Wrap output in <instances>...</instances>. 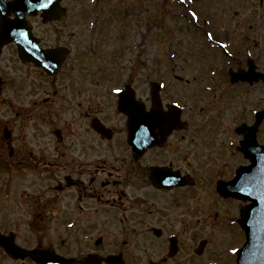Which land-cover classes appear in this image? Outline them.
<instances>
[{
    "label": "flooded vegetation",
    "instance_id": "obj_1",
    "mask_svg": "<svg viewBox=\"0 0 264 264\" xmlns=\"http://www.w3.org/2000/svg\"><path fill=\"white\" fill-rule=\"evenodd\" d=\"M16 1L0 0V12L7 14L0 24L17 18ZM181 2L182 18L189 24H180L179 29L197 35L191 43L184 42V49L199 56L204 64L200 69L174 73L193 77V102L202 100L199 110L204 116L189 118L187 114L197 110L185 111L188 125L184 129L176 127L164 137L158 134L157 142L137 158L128 141V117L119 110L115 86L99 80L98 85H87L88 72L111 75L98 69V56L96 68H87L86 54L79 50L76 38L82 24H71L70 0H62L67 7L62 23L44 22L41 11L28 17L31 41L42 50L61 48L65 54L55 73H48L35 62L22 61L15 42L0 47V76L4 81L0 95V264H39L30 255L9 251L8 246L14 244L29 250H56L69 257L72 218L92 222L88 230L94 226L92 250L97 260L107 255L103 253L107 242L103 235L108 232L105 225L111 224H100L98 219L115 218L119 223L114 222L112 228H121L128 237L126 264L199 262L195 255L199 225L193 220L200 212H182L184 193L196 194L208 184L200 180L204 171L210 174L214 188L218 181L230 183L236 171L249 163L241 150L244 133L239 128L243 123L251 125L263 104L252 107L249 113L236 108L246 91L263 88L264 82L233 83L230 71L254 65L256 71L264 72V35L259 31L264 24H255L256 28L254 24H224L227 14L219 0ZM242 19L247 22L245 15ZM229 27L231 31L225 30ZM149 28L143 24V46L149 42ZM95 33L98 37V26ZM9 47L14 49L16 62H8ZM94 50L98 55V47ZM56 56L60 59L62 53ZM144 87H134L138 98L144 97ZM162 96L166 97V91ZM140 103L146 111L150 109V101ZM96 118L104 132L92 127ZM263 127L264 123L256 139L264 146ZM198 150H204L206 160L188 164V171L184 153ZM152 169L166 170L176 180L190 172L194 184L184 187L176 182L170 188L156 185L150 177ZM216 196L236 201L234 197ZM24 220H29L27 228L22 227ZM35 220L56 222L42 228L34 227ZM174 237L178 247L171 253ZM134 245L136 252L130 251ZM87 256H79L80 264ZM99 263L107 264L104 260Z\"/></svg>",
    "mask_w": 264,
    "mask_h": 264
},
{
    "label": "rangeland",
    "instance_id": "obj_2",
    "mask_svg": "<svg viewBox=\"0 0 264 264\" xmlns=\"http://www.w3.org/2000/svg\"><path fill=\"white\" fill-rule=\"evenodd\" d=\"M124 1L127 2L128 0H70L72 6L71 24H82V32L77 34L76 38L79 40L78 45L82 54L87 55L88 67L95 65L91 64V59L94 60V55L91 54L90 51H88V53L86 52L90 49L91 45H95V48L98 47V55L96 54V58L98 56V65L105 69H110V75L112 74L113 69H134L136 70L135 73L138 75L142 74V70L148 69V78L157 80L161 78L159 77L161 74L158 75L160 69H167L166 72L162 73L167 75L169 74V69L187 68L195 70L203 68L204 63L201 58L194 54L191 55L189 51H187V53L185 51L182 52L181 59L184 62V65L182 66H180L177 60L169 62L165 60V58L160 57L162 55L163 49L167 47V44L170 43L172 36L168 33V24L169 26L174 27L179 33H182V37L180 38V41H182L181 49H184V42L191 43L197 36L192 32H183V30L179 29L180 24L189 23L187 18H182V10L180 8H176L178 6L176 0H129V6L127 5L129 10L128 16L124 14ZM219 1L222 4L229 1L227 4H224V10H226L228 13L224 24L255 25L257 20L261 21V24H264V0L262 1V4L260 0H256L255 3L253 0H249L250 2L243 0ZM94 3L95 6L91 8V4ZM199 5H201V3H199ZM156 14L159 15V18L155 17ZM244 15L247 17L246 23L242 19ZM124 17H127V19ZM164 20L165 25L161 24V21ZM157 21L158 23H156ZM89 24H96V26H98V37L95 33L96 28L90 30ZM143 24H150V40L149 45L146 44V46H143L142 40L139 42L140 39L144 37L141 27ZM257 24L260 23L258 22ZM133 26L134 28H132ZM231 29L232 27L225 28V30L228 31H231ZM61 30L63 31L64 29L62 28ZM259 31L264 35V29H259ZM104 33L106 34L101 37ZM96 37L97 39L95 40ZM173 44H175V42ZM85 46L87 48L82 50ZM7 55L10 58L8 62H16L13 48L9 47L7 49ZM179 56L180 55L177 54L175 58ZM141 78L142 77L138 76L136 79L138 80ZM118 79L119 78H115V83L119 84ZM169 79L172 80V77H169ZM91 81L94 80L89 79L87 82L89 83ZM143 91L145 93V90ZM8 93L14 94V92L10 91ZM186 100L183 101L186 102ZM263 101L264 88L257 87L249 92L246 91L245 97L241 98V106H237L236 109L243 108V110H246L249 113L252 107H258L260 102L263 103ZM193 155L195 157L190 158L191 161L196 157H204L201 156L200 153H195ZM204 160H206V158H204ZM185 166L187 167L186 164ZM210 179L211 177L209 176L207 182H209ZM209 185L210 184L208 183V186ZM202 188L203 187H200L199 190L201 191ZM198 193L199 192H197V194ZM204 193H206L205 197L203 192L198 194V196H202L204 199L211 200L213 204L214 201H220L216 196L217 194L214 188L210 187L208 193ZM206 204L207 203H204L203 201L199 202L197 197H192L191 199H187L183 207V212H200V214H198L196 217L198 221L196 218L193 220L199 225L197 231L200 235H209L211 237V244L208 246L204 255L200 257L202 263H204L206 260L216 261L219 258H223L225 256L227 259V255H225L226 248L224 246L225 240L231 249L241 246L243 243V239L238 235L240 230L237 226H230L224 231L222 221H220L218 217L214 219L213 217H208L202 214V212H208V210L205 208ZM221 204L225 208L226 214H231L232 212L237 211L239 208L237 203L221 202ZM211 207L212 206L209 208ZM107 221L108 220L104 219L103 223H107ZM109 221H111V224L105 225V229L108 231L105 233V237H107L109 233L112 234V237H109L108 239H112L113 246L108 248L107 242L105 244L106 246L104 248V252H107V248L108 252L118 249L123 238L120 230L115 231L114 233H112V231L110 232L114 221L117 220L113 218ZM22 222L23 227L25 225V221ZM98 222L100 223L101 220L98 219ZM34 223L36 224L34 227H45L47 222L35 221ZM91 230H94V226H92ZM70 240L71 254L84 255L87 252L92 251L90 249L92 244L90 242H86L85 238L83 237L74 236L73 232L71 233ZM132 249L134 250L135 248L133 247ZM139 253L142 252L139 251Z\"/></svg>",
    "mask_w": 264,
    "mask_h": 264
},
{
    "label": "water",
    "instance_id": "obj_3",
    "mask_svg": "<svg viewBox=\"0 0 264 264\" xmlns=\"http://www.w3.org/2000/svg\"><path fill=\"white\" fill-rule=\"evenodd\" d=\"M18 2V0L16 1ZM53 0H21L22 7L17 11V13L20 16H24L26 12L32 9V11H35L37 8H43L45 15H48L50 19L58 18L63 19L64 11L63 9L58 8V2L49 6ZM27 4V6H25ZM58 8V9H57ZM16 24H20L19 26H22V29L19 27L17 29L15 28ZM25 23L20 22V19L14 23V24H6L2 29L0 28V34L4 37V40L9 39H21L24 42V45H21L20 53L22 58L24 59H31V55H28L31 53V51H25L28 47H31V40L27 39L28 32L25 30V26L23 25ZM14 30H13V29ZM13 30V32H11ZM42 64H44L43 61L39 60ZM239 76L235 77L238 79ZM241 78H249V76H241ZM264 79V76H263ZM132 101H128L127 97H121L119 100V107L128 115L130 116V131L132 132V143L134 145V150H142L145 147V144L150 141L153 136L155 135V130L158 128H161V126L164 125V119H162V115L160 113L155 114H145L141 113L139 110H141L138 106L133 104L131 107L128 105ZM154 109L156 111L159 110V103L158 99H156V90H154ZM131 111V114H130ZM264 117V110L259 113L257 123L254 126V131L250 134L254 137V132L256 131L259 123ZM98 128V126L96 125ZM247 168H243L241 170V173H244ZM239 179V178H238ZM239 181V180H237ZM220 192L223 194H236L237 196L243 198V199H250L252 203L246 208V210H243L242 215L244 216L241 221V226L246 230L247 234V242L244 245L242 249L239 250V257L238 260L239 264H264V261L261 259H256V254L261 251V246L259 244V239L261 237L260 232L257 230V222H258V215L259 213H264V193L263 196L259 195H252V194H245V191L243 189L235 188V186L227 187L223 184H220L219 186ZM255 190L257 191H263L264 185H258ZM264 236V234H263ZM264 250V245L263 249ZM36 259L41 262V264H47L45 263L46 260H48V255L46 254H40L35 255ZM58 264V263H55ZM109 264H117V260L115 258H112L109 260Z\"/></svg>",
    "mask_w": 264,
    "mask_h": 264
},
{
    "label": "snow or ice",
    "instance_id": "obj_4",
    "mask_svg": "<svg viewBox=\"0 0 264 264\" xmlns=\"http://www.w3.org/2000/svg\"><path fill=\"white\" fill-rule=\"evenodd\" d=\"M117 92H119L120 91V89L119 88H117V89H115Z\"/></svg>",
    "mask_w": 264,
    "mask_h": 264
}]
</instances>
